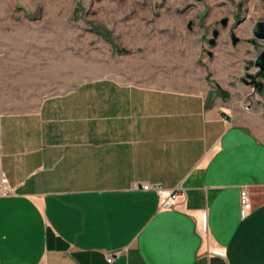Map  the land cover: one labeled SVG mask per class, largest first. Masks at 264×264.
I'll use <instances>...</instances> for the list:
<instances>
[{"label":"crops","instance_id":"obj_1","mask_svg":"<svg viewBox=\"0 0 264 264\" xmlns=\"http://www.w3.org/2000/svg\"><path fill=\"white\" fill-rule=\"evenodd\" d=\"M205 62L0 113V264H264V109L237 105L239 83ZM146 182L180 190L177 207Z\"/></svg>","mask_w":264,"mask_h":264},{"label":"rangeland","instance_id":"obj_2","mask_svg":"<svg viewBox=\"0 0 264 264\" xmlns=\"http://www.w3.org/2000/svg\"><path fill=\"white\" fill-rule=\"evenodd\" d=\"M238 19L243 23L236 27ZM259 20L264 0H0V113L23 112L25 101L77 80L94 98L102 85L112 87L96 79L103 75L164 85L189 77L206 60L239 83L232 95L237 105L264 109V91L242 81L246 64L264 47V41L257 48L246 41ZM231 25L243 46L231 44ZM215 26L222 31L217 47L209 44Z\"/></svg>","mask_w":264,"mask_h":264},{"label":"water","instance_id":"obj_3","mask_svg":"<svg viewBox=\"0 0 264 264\" xmlns=\"http://www.w3.org/2000/svg\"><path fill=\"white\" fill-rule=\"evenodd\" d=\"M230 19L225 17L222 22H223V25H227L229 23ZM193 25V21L191 22L189 28H191ZM256 31L254 32V35H255V38H260V40H263L264 41V20H259L257 23H256ZM220 30L219 28H216L214 30V37L211 38L209 40V44L210 45H216L217 43V38L219 37L220 35ZM233 42L234 44H236L240 38L239 36L234 32L233 33ZM211 54V52H210ZM255 66L257 67V69H259V72L258 74H252V73H249L247 74V76L251 79L250 81H247L250 85L254 86L255 85V89H258V91H261L263 90L264 88V49L261 51H259V53L257 54V59L255 61ZM261 79H260V78Z\"/></svg>","mask_w":264,"mask_h":264},{"label":"built area","instance_id":"obj_4","mask_svg":"<svg viewBox=\"0 0 264 264\" xmlns=\"http://www.w3.org/2000/svg\"><path fill=\"white\" fill-rule=\"evenodd\" d=\"M247 107V106H246ZM4 182L6 183V179H3ZM141 188L143 190H159L160 192V197H161V203H162V207L164 209H172L173 207H177V205L179 204L178 202V198L180 195V190H175V189H166L163 186H161L160 183L158 184H150L148 182H146L145 184H143L141 186ZM248 193L249 190L245 189L243 190V192L241 193V198L243 200V206H242V213L244 216H246L248 213V211L250 210L251 206L253 205L252 201L248 199ZM116 259V257H114L113 255H109L108 261L109 263L114 262Z\"/></svg>","mask_w":264,"mask_h":264},{"label":"flooded vegetation","instance_id":"obj_5","mask_svg":"<svg viewBox=\"0 0 264 264\" xmlns=\"http://www.w3.org/2000/svg\"><path fill=\"white\" fill-rule=\"evenodd\" d=\"M220 22H221V25H222V28H224V29H226V28H228V24H230V21H229V23L227 24V25H223V22H222V20H220ZM237 22H238V24L236 25V27L237 26H239L240 24H242L243 23V21H241V19H238L237 20ZM217 27L215 26V27H213L212 28V33H213V35H214V30L216 29ZM256 29V26L254 27V32L256 31L255 30ZM221 31V30H220ZM229 38H230V42H231V44L233 45V46H235V47H237V46H239L241 43H243L244 41H245V39L244 38H242V36H240V35H238V33H237V31H236V28H234L233 27V25H231L230 27H229ZM236 33L238 36H239V38H240V40L236 43V44H234V42H233V33ZM220 35H222V31L220 32ZM220 35H219V37H220ZM211 39V38H210ZM209 39V40H210ZM259 40H260V38H255V37H252V38H249L248 40H246L247 41V43H249V44H253V46L254 47H256L257 48V46H258V42H259ZM260 41H263V40H260ZM219 44H218V38H217V43H216V45H214V47H217ZM213 46V45H212ZM264 49V47L262 48V49H259L258 50V52H257V54L259 53V51L261 50H263ZM210 52H211V54H210ZM245 52H247V49H245ZM208 54H209V58L210 59H214L215 57H214V54H213V50L212 49H210L209 51H208ZM257 54H256V56H257ZM256 59H257V57L256 58H253L252 60H251V62H250V65H248V64H246V75H245V77H242V81L243 82H245V84L247 83L249 86H251V87H254V89H255V85L254 86H252V85H250L247 81H250L251 79L247 76V74H248V72L249 73H252V74H258V72H259V69H258V71L257 70H254L253 72L251 71L252 69V67L253 66H255V61H256ZM252 64V65H251ZM260 78V77H259ZM261 79V78H260ZM262 92L264 91V88H263V90H261ZM255 92H259L258 91V89H256L255 90ZM254 94L255 93H251L250 95H251V97H253L254 96Z\"/></svg>","mask_w":264,"mask_h":264}]
</instances>
